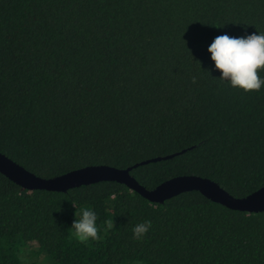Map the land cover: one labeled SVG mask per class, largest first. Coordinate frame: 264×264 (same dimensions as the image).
<instances>
[{"label":"trees","instance_id":"16d2710c","mask_svg":"<svg viewBox=\"0 0 264 264\" xmlns=\"http://www.w3.org/2000/svg\"><path fill=\"white\" fill-rule=\"evenodd\" d=\"M256 31L264 0H0V152L51 178L186 150L131 174L150 190L198 175L245 197L264 186V87H231L207 48ZM81 208L102 240L76 239ZM44 253L54 264H264V211L196 190L154 203L116 181L29 191L0 172V264H46Z\"/></svg>","mask_w":264,"mask_h":264},{"label":"water","instance_id":"95a60500","mask_svg":"<svg viewBox=\"0 0 264 264\" xmlns=\"http://www.w3.org/2000/svg\"><path fill=\"white\" fill-rule=\"evenodd\" d=\"M185 151L145 160L128 168L105 164L91 165L51 178L36 175L0 152V172L29 191L44 189L65 192L81 185L100 181H116L126 184L154 203H163L183 192L196 190L212 201L231 209L250 213L264 211V186L245 197H236L210 178L186 174L173 177L150 190L142 186L131 174L132 169L139 165L171 159Z\"/></svg>","mask_w":264,"mask_h":264},{"label":"clouds","instance_id":"9594fccd","mask_svg":"<svg viewBox=\"0 0 264 264\" xmlns=\"http://www.w3.org/2000/svg\"><path fill=\"white\" fill-rule=\"evenodd\" d=\"M214 67L220 73L219 78L233 88L245 92L259 91L264 87V32H253L244 36L219 35L208 46ZM196 83V77H193ZM115 197H113L114 199ZM75 206V205H74ZM79 215V218H77ZM75 219L71 228L76 239L84 244L102 240L97 224L98 216L92 208H81L75 211ZM111 221L107 222L105 231L113 228ZM151 221L138 224L133 229L134 238L139 240L149 231Z\"/></svg>","mask_w":264,"mask_h":264},{"label":"rangeland","instance_id":"374dc122","mask_svg":"<svg viewBox=\"0 0 264 264\" xmlns=\"http://www.w3.org/2000/svg\"><path fill=\"white\" fill-rule=\"evenodd\" d=\"M33 246H36L35 244ZM27 250V249H26ZM44 256L47 258V262L46 264H54V262H52L49 257L44 253ZM38 260V263L41 261V263H43V257H37L36 258Z\"/></svg>","mask_w":264,"mask_h":264}]
</instances>
